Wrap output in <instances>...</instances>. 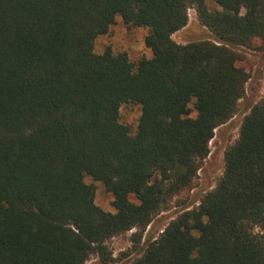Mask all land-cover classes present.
<instances>
[{
  "label": "trees",
  "instance_id": "16d2710c",
  "mask_svg": "<svg viewBox=\"0 0 264 264\" xmlns=\"http://www.w3.org/2000/svg\"><path fill=\"white\" fill-rule=\"evenodd\" d=\"M213 1L219 11L206 0H0V264L108 263V240L141 241L191 189L247 94L238 63L255 41L264 52V0ZM191 8L209 35L178 44ZM117 18L148 29L150 58L94 52ZM124 104L141 108L134 135ZM128 264H264V97L216 186Z\"/></svg>",
  "mask_w": 264,
  "mask_h": 264
},
{
  "label": "rangeland",
  "instance_id": "374dc122",
  "mask_svg": "<svg viewBox=\"0 0 264 264\" xmlns=\"http://www.w3.org/2000/svg\"><path fill=\"white\" fill-rule=\"evenodd\" d=\"M205 4L209 11L220 10L213 0H206ZM147 34L148 29L127 25L121 18H117L106 35L95 39L94 52L102 54L106 49H110L113 54L125 53L129 61L136 65L140 59L151 57V51L144 44ZM208 35V31L201 26L195 10L191 8L188 10V25L172 38L176 43L184 44ZM257 47L258 42L255 41L247 49L244 59L238 63V66L244 68L251 76L247 85V94L239 101L235 116L215 130L214 138L209 143V155L202 163L191 189L179 193L171 200L166 209L155 217L152 226L147 229L148 232L146 231L141 241L135 242L132 239L134 231L113 237L106 242L112 257L110 262L104 263L97 255H91L84 264H128L142 254L146 246L159 236L171 220L183 210L197 206L202 197L216 186L224 170L226 148L237 139L240 124L248 109L264 97V52H257ZM140 115L141 108L138 105L124 104L120 108V122L129 128L131 135L136 133ZM191 115L194 116L195 113ZM85 182L93 185L95 189V204L106 212H114L113 197L104 186L89 177L85 178Z\"/></svg>",
  "mask_w": 264,
  "mask_h": 264
}]
</instances>
